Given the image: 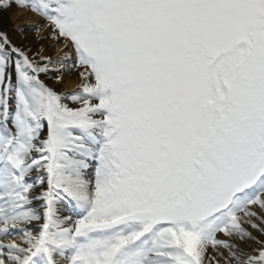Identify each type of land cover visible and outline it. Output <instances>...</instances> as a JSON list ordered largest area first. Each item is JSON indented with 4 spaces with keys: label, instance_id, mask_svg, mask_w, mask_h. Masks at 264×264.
<instances>
[{
    "label": "snow or ice",
    "instance_id": "snow-or-ice-1",
    "mask_svg": "<svg viewBox=\"0 0 264 264\" xmlns=\"http://www.w3.org/2000/svg\"><path fill=\"white\" fill-rule=\"evenodd\" d=\"M13 8L56 55L0 29V264H264V0Z\"/></svg>",
    "mask_w": 264,
    "mask_h": 264
},
{
    "label": "rangeland",
    "instance_id": "rangeland-1",
    "mask_svg": "<svg viewBox=\"0 0 264 264\" xmlns=\"http://www.w3.org/2000/svg\"><path fill=\"white\" fill-rule=\"evenodd\" d=\"M11 11L12 12L16 11V8L11 9ZM2 14L7 15V25H8L7 31L10 34L14 35L15 43H17L18 45H23L25 47H31L33 51H38L40 47H44L45 49H48V51L46 52L47 55H52L55 57L56 53L53 52L50 48L51 44L54 42L53 41H47V42L38 41L36 38L35 32L33 31V27L35 25L42 23V21L38 17L30 14L36 17L37 20L27 22L25 18H19L13 21L12 16L10 15L11 13L7 12V13H2ZM19 28L24 29V37H21L18 33H16L15 30ZM68 78L77 80L75 76H67L66 79ZM249 230L252 231V229H249ZM254 234L259 235L258 233H255V232Z\"/></svg>",
    "mask_w": 264,
    "mask_h": 264
},
{
    "label": "bare ground",
    "instance_id": "bare-ground-1",
    "mask_svg": "<svg viewBox=\"0 0 264 264\" xmlns=\"http://www.w3.org/2000/svg\"><path fill=\"white\" fill-rule=\"evenodd\" d=\"M8 12L11 13L10 15L12 16L13 21L15 19L17 20L19 18H25V20L27 22L37 20L36 17L30 15L31 14L30 12H27V11H24V10L16 9V11H14V12H12L11 10L8 11ZM0 29L7 31V29H8L7 15L0 14ZM76 83H78L77 80L68 78V79H66V83H65L64 87L68 91H71V90H73L75 88Z\"/></svg>",
    "mask_w": 264,
    "mask_h": 264
}]
</instances>
